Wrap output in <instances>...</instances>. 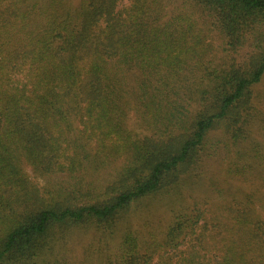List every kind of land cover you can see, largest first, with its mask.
<instances>
[{"label":"trees","instance_id":"trees-1","mask_svg":"<svg viewBox=\"0 0 264 264\" xmlns=\"http://www.w3.org/2000/svg\"><path fill=\"white\" fill-rule=\"evenodd\" d=\"M25 2L0 0V264H72L82 231L101 234L105 247L86 253L101 264H264V195L236 187L263 154L228 166L221 214L180 196L211 132L237 144L254 124L264 130L253 104L264 44L230 54L264 28V0ZM131 109L142 137L126 125ZM28 169L78 179L51 201ZM150 197L164 201L158 222L128 227L111 250L118 224Z\"/></svg>","mask_w":264,"mask_h":264},{"label":"rangeland","instance_id":"rangeland-1","mask_svg":"<svg viewBox=\"0 0 264 264\" xmlns=\"http://www.w3.org/2000/svg\"><path fill=\"white\" fill-rule=\"evenodd\" d=\"M33 0H26L25 4L31 3ZM171 0H167L169 4ZM184 0H172L173 5L176 3L182 4ZM80 0H65L67 6L76 7L79 4ZM175 4V5H176ZM198 12V11H197ZM213 39L214 47L217 49L219 39L216 35L210 37ZM264 44V28H261L260 31H253L247 33L246 40L244 44L240 47L237 52L230 53L236 58H241L244 54H249L252 50L261 47ZM258 46V47H257ZM219 51V55H230L228 52L222 53ZM245 55V57H246ZM244 57V58H245ZM258 96H256L253 104L255 112L258 116L264 115V78L263 80L255 87ZM126 125L138 136L142 137L143 135L149 133V131L143 125L142 118L140 114L135 110L131 109L126 115ZM263 151V153L261 152ZM260 152L264 156V130L260 127L259 124H254L248 131L247 137L240 140L237 144H233L227 136L221 131H213L209 134L207 143L205 144L203 150V157L200 161L197 169V173L191 180L190 185L181 190V197H184L186 203L193 204V202L199 203V206L205 205V202H209L208 216L214 217L221 214V206L217 205V202L224 197H221V191L225 187V181L230 180V176L227 173V168L231 164L241 163V165H247L254 154ZM252 161L254 159L252 158ZM125 164V158L122 156L112 158L111 160L107 158V163L105 167L99 172L97 186H100L102 191L105 193L107 190V184L111 180V177L115 170H121ZM32 179L36 182L40 193L47 198V200L55 201L58 200V195L55 194V190L59 187L60 184H65L66 187L70 185V182L77 181V177L72 176L69 173L63 172L55 175H46V176H35L29 169ZM78 174V173H76ZM243 181V182H242ZM264 182V160L262 163H255L254 166L247 170V174L242 180V177H239L236 187L239 190V193L247 192L255 195L256 197L264 195V188L261 186ZM239 185L243 189L239 188ZM143 202L137 206H134V211L144 210L142 213H139L137 216H128L123 219L117 226L115 234L111 237V250L118 242L119 237L122 235L123 230H126L128 227H134L141 231L148 226H150V221H156L160 219V216L163 215V209H161L160 203L163 204V200L159 198H147L142 200ZM101 234L94 231H82L80 234H76L69 241V246L67 247L68 255L72 264H101L97 258L87 259L86 253L88 249L97 248L103 249L105 246V241L100 242ZM73 259V260H72Z\"/></svg>","mask_w":264,"mask_h":264}]
</instances>
